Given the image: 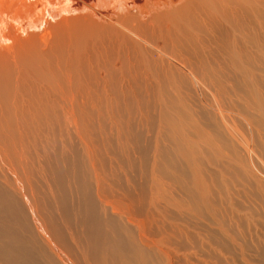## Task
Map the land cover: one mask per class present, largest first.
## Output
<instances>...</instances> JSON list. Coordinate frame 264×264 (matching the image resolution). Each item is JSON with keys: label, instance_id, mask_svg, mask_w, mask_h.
<instances>
[{"label": "bare ground", "instance_id": "bare-ground-1", "mask_svg": "<svg viewBox=\"0 0 264 264\" xmlns=\"http://www.w3.org/2000/svg\"><path fill=\"white\" fill-rule=\"evenodd\" d=\"M259 74L264 0H0V264L191 263L209 239L185 217L218 214L212 179L228 191L264 131Z\"/></svg>", "mask_w": 264, "mask_h": 264}, {"label": "rangeland", "instance_id": "rangeland-1", "mask_svg": "<svg viewBox=\"0 0 264 264\" xmlns=\"http://www.w3.org/2000/svg\"><path fill=\"white\" fill-rule=\"evenodd\" d=\"M260 79H264V77H260V74H259V77H257L256 80H259L260 81L259 83H261ZM235 85H236L235 81H232L231 86H235ZM258 87L259 88L257 92L260 93L259 96H261V99H262L260 100V102L262 103V101H264L263 100L264 90L262 89L264 88H262L261 86H258ZM261 91H263V93ZM251 101H253V98L250 99L249 96L247 95L242 102H243V105L248 104L247 106L250 107V104L246 102L252 103ZM244 128L245 126H241L240 129L243 132L242 134L243 135L245 134L244 136L247 137L248 135L247 129L246 128L244 129ZM257 131H259V129L255 127L254 140L256 142V146L252 147L250 144H245L246 146H249L248 149H245L246 151L243 148H241L243 157L244 158L247 157L249 163H246V167L243 166V168L239 169V172L236 173L235 175L231 177L226 175V177L230 178L232 181V182L228 181L227 183L229 192L226 189L221 187L220 185L221 177L212 179L214 181L213 186H211L212 197L216 201L215 208L218 211V214L217 215L210 214V215H205L203 217H199L196 214V216L190 215L189 217H185L184 220L187 221L188 225L189 223L191 225V226L190 225L188 226L190 228V232L195 233L196 235V233H198L196 232L198 231V229L196 228L203 229V231H201L200 233L204 234L205 237L209 239V248L207 250L205 248L203 251L200 249V245H199V249L197 246H195L196 250L193 248L190 251L193 254V255L190 254L192 258V260H190L191 263L187 261V262H182L183 264H264L263 263L264 261V195L260 192V189L257 187V183L259 182H262L264 184V145H263L264 144V131L261 130V132H258V133ZM260 140L262 141V144ZM151 141L153 142V140H150V141L147 140L144 143L146 145L143 144L144 146H140V147L134 146V148L132 146V148H130L128 151V153L134 154V157L138 159L137 162L138 161L139 163L141 162L142 167H143L142 174L140 170L135 167H132L129 173V178L134 181L132 183V187L136 189L138 196L141 195L144 189H147V187L150 186V182H151V175L149 172H146V167L142 161V159L146 161L147 160L146 157L148 158L151 157V151H149L150 146L153 145ZM202 148L204 149L203 145H201V151L203 150ZM199 149L197 153L202 157V155L207 151L204 150L202 154H200ZM139 152L141 153L139 154ZM60 157H63L62 154ZM72 157L76 159H80V152L78 149L76 148L73 149L72 155L68 156L65 159L70 160ZM216 161H217L216 166L210 165L211 168L206 167L208 168L207 170L209 172H211L210 169L222 171L220 166L223 165V161L221 160L222 161L221 162L219 159H216ZM111 165H113V160H111ZM146 165H147V162H146ZM76 169L78 168L76 167ZM113 175H114V178L118 180L119 185L121 187H124L126 185V179L124 175H122L121 173L115 170L113 172ZM245 177L248 180H244ZM68 178L70 177L68 176ZM45 181L52 184L53 187H57V189L61 187L56 180H48V179L37 181V186L44 189L46 187ZM86 186H92V185L86 184ZM53 190L55 191V189ZM50 194L48 195L50 199L49 198L48 199H49V202H51L50 203L51 205V204H54L53 196L55 194L54 195L53 194L50 195ZM75 196H76V193L75 194L73 193V195H70V197L73 199L71 200L70 198L71 200L70 205L72 207L74 205V208L79 206V202H77V200L79 201V199L77 198V196L75 198ZM145 196L146 195H143V197ZM164 197L166 198L167 196H164ZM168 197L172 199L173 195L172 196L168 195ZM168 197L167 199H169ZM148 198H144L143 200L141 199L140 204L143 201H145L146 205L147 206L149 205V208H151V205L148 203L151 201L149 200L150 198L149 199ZM155 203L158 204L157 202ZM160 204H161V201L158 205ZM141 205L145 208V203ZM169 208H171V206H169L167 209ZM155 209L156 208L153 206L154 213H157L158 210L157 209L155 210ZM167 211L171 212L173 211V209L172 210L169 209ZM84 213L85 211L80 210L78 212V215L83 216ZM158 213L161 214V219L164 218L165 220H168V216L160 213L159 211ZM171 213L173 214L174 212H171ZM64 217L65 215L61 208V215L57 216V221L61 224L63 222L62 225H64V219H63ZM156 217L157 216H154L155 219H159L158 217L157 218ZM58 218H60L61 220ZM7 220L9 221L8 218ZM71 220L73 224H75V225L73 224L72 225L78 229V225L74 223V219L72 217H71ZM188 220H191L192 222ZM8 221L6 222L3 221V223H6L5 225L10 224L13 228V223H9ZM157 224H159V226H162V223L159 221L157 222ZM128 227L129 226L126 225V229H127L126 231L129 230V234L127 235L128 233L127 232L125 234V237L129 241L130 239L136 240L135 237L130 235V231H133V230L131 229V227L129 228ZM132 233L133 232H131V234ZM214 237L224 240L223 242L226 244L225 247H222L223 244L221 243L214 242L213 240ZM96 238L98 239L97 236ZM85 239H87V237ZM193 239L196 240V237L194 236L192 240ZM197 240H199L198 237H197ZM231 240L236 241V244L238 245L234 246L233 244H231L230 242Z\"/></svg>", "mask_w": 264, "mask_h": 264}]
</instances>
